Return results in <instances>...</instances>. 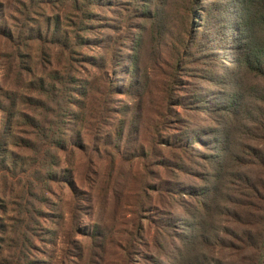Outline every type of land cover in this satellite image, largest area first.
I'll return each instance as SVG.
<instances>
[{
	"label": "rangeland",
	"instance_id": "374dc122",
	"mask_svg": "<svg viewBox=\"0 0 264 264\" xmlns=\"http://www.w3.org/2000/svg\"><path fill=\"white\" fill-rule=\"evenodd\" d=\"M93 11L69 61L66 173L35 217L31 264H241L227 242L243 228L228 213L255 205L245 179L264 181V77L240 66L238 0Z\"/></svg>",
	"mask_w": 264,
	"mask_h": 264
},
{
	"label": "trees",
	"instance_id": "16d2710c",
	"mask_svg": "<svg viewBox=\"0 0 264 264\" xmlns=\"http://www.w3.org/2000/svg\"><path fill=\"white\" fill-rule=\"evenodd\" d=\"M56 1L0 0V36L8 43L5 54L0 50V71L6 68L9 73L8 79L0 75V264L32 262L35 217L47 214L54 186L66 173L61 167L69 146L65 118L71 115L69 106L76 100L71 92L77 88L69 61L75 48L89 41L84 33L96 17L93 8L103 2L65 0L67 11L48 13L46 7L54 9ZM238 4L240 66L264 77V0ZM19 15L25 17L22 25ZM80 142L74 145L79 148ZM245 182L255 193L251 195L255 205L233 203L240 212L228 215L243 229L227 248L241 264H264V181ZM192 192L193 197L200 196V188ZM186 259L182 256L179 264H193Z\"/></svg>",
	"mask_w": 264,
	"mask_h": 264
}]
</instances>
